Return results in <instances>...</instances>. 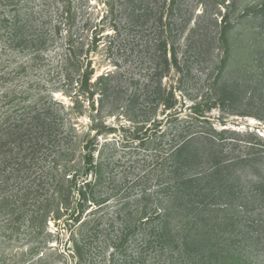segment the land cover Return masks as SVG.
Instances as JSON below:
<instances>
[{"label": "rangeland", "instance_id": "rangeland-1", "mask_svg": "<svg viewBox=\"0 0 264 264\" xmlns=\"http://www.w3.org/2000/svg\"><path fill=\"white\" fill-rule=\"evenodd\" d=\"M111 7L114 14H107ZM133 10L139 27L130 22ZM104 22L120 27L119 35L106 28L111 34L99 45L117 46L113 54L122 70L114 81L120 93L111 90L102 107L99 91L79 78L77 64L67 56L71 34L73 51L82 40L88 47L95 26ZM0 42L4 57L25 63L17 78L38 98L37 104L30 97L0 101V180L13 184L18 170L26 171L19 166L24 151L16 147L14 133L19 118L30 121L33 106L43 111V119L56 117L64 127L78 117L82 125L91 126L92 118L116 128L100 136L96 148L106 162L105 181L90 194L110 201L90 217L97 235L88 254L94 264H126L136 250L144 254L142 264H264V0H0ZM101 46L91 56V82L115 70ZM150 62L158 67L149 77ZM79 67L81 74L87 69ZM3 89L1 84L0 93ZM158 96L165 101L145 102ZM112 97L120 98L115 109ZM165 102H175L184 115L137 147L131 140L145 131L140 123L145 111L159 119L175 111H164ZM82 132L84 140L90 131ZM180 142L172 155L181 163L176 174L155 169L158 150ZM23 145L28 146L26 138ZM43 156L37 161L41 167L53 159L50 153L46 161ZM143 204L160 206L161 215L139 228L131 225L123 257L113 260L108 235H116ZM49 230L52 234L40 235L46 247L71 243L73 229L63 221H51ZM11 235L7 231L0 238V254L23 244ZM150 238L155 245L142 248Z\"/></svg>", "mask_w": 264, "mask_h": 264}, {"label": "trees", "instance_id": "trees-1", "mask_svg": "<svg viewBox=\"0 0 264 264\" xmlns=\"http://www.w3.org/2000/svg\"><path fill=\"white\" fill-rule=\"evenodd\" d=\"M104 3L107 2L105 1ZM134 13L135 10L131 13L130 22L133 24L137 21L138 23L135 25L139 27V15H134ZM107 14H114V8L111 7L110 10H107ZM107 14L102 17V21L106 20ZM158 18L160 20L161 16ZM91 26L93 27V25ZM95 27L92 44L88 47L82 40V42L78 43L76 50L73 51L74 35H70L68 44L70 45L69 51L71 54L69 53L70 57L67 56V59H74L78 66L79 78H83L90 85H94L95 90L99 91V96L101 97V100H99L101 102L99 103L103 107L104 101L110 99L111 90L114 91L115 95L120 93L118 91L120 85L118 86V82L114 83L115 80H118L117 76L121 77L119 70H122L120 60L115 58L113 54V49L117 46L112 41L102 44L106 59L115 66V70L110 69L102 73L98 76L96 82H91L94 76V59L92 57L96 56L94 53L101 46L99 41L102 40L103 36L109 37L111 34V32L105 34V29L111 28L110 30L115 31V34L119 35L120 27L117 22H104ZM38 37L37 42L41 43L38 44L40 45L38 49H42L43 42ZM72 51L77 56H72ZM0 54H2L0 56V86L3 84L4 87V91L0 93V101L1 99H14L17 101V99H22L20 97L24 99L30 97V102L37 104L38 98L36 94H30L31 90L26 86V81L17 78L25 63L4 57L7 54L4 52V46H2L1 42ZM168 63L169 60L166 59L162 65L168 66ZM83 64L87 65V69L81 74L82 70L79 66H83ZM148 65L150 66V77V74L157 70L158 65L156 62H150ZM88 68H91V70H88ZM162 97L158 96V98L153 97L152 99L150 97L145 102L156 103L157 101V103H162L165 101ZM111 99L110 103L115 109L117 104L120 103V98L112 97ZM165 103L164 111L170 109H175V111L173 113H171L172 111L169 112L162 119L148 111L142 114L140 123L144 126L145 131L138 132L131 140L137 147L144 145L154 135L164 134L165 126L169 124L168 121L170 119L184 115L183 110L175 108V102ZM93 106L95 105L93 104ZM15 107L20 108V102ZM42 112L37 108L34 109L33 106L28 112L30 121L26 124L23 118H19V124H15V145H17L18 149L24 151V162L18 164L22 168L25 167L26 171L18 170L21 174H15L16 181L13 184H10L9 181L0 180V238L5 237L7 231H11L12 235L10 238H14L13 240L15 241L22 240L23 244L17 246L14 250L12 249L11 252L1 253L0 264H69L70 262L74 264H94L88 254L90 253L89 246L97 235L89 226L90 217L92 214L96 215L110 201L107 195L102 198L92 195L93 186L105 181L106 162L101 155V151L99 152L96 148L101 145L100 136L109 135L116 128L113 126L108 127L107 125L99 126V122H93L95 119L93 120L92 118L90 119L91 126L82 125L78 117L72 118V121L64 127L57 123L59 121L56 117L43 119L45 116L43 117ZM25 124L28 127H24L23 125ZM85 128H88L90 132H88L84 140H81V137L83 138L82 131ZM94 129H97V134L92 136V130ZM24 138H26L28 143L26 148L23 145ZM45 142L49 147L44 145ZM182 144L183 142L168 144L166 151L165 149L158 150L161 154H156V157L152 160L154 162L153 167L160 170L162 174L167 170L176 174L175 169L177 170L181 163L178 160L174 162L172 155ZM49 153L53 157L51 162L46 166H39L37 161L40 156L44 155L41 160L46 161V156ZM28 158L30 167L27 165ZM151 206L150 204L140 205L136 214L134 212V215H132V222L129 219L130 216H128L124 226L118 229L116 235L111 236L109 234L108 236L110 237L106 236L110 238L109 242H105L107 248H113L111 253L113 260L119 254L123 257L124 254L121 251L129 239V235L126 232L131 231V225L139 228L161 215L162 208L158 204V210L157 207L150 208ZM115 213L117 219L123 216V212L120 209ZM51 221H55V225H59L63 221L73 229L71 243L66 244L62 249L57 246L46 247L44 241L41 240L42 237L40 235L43 232L52 234V231L49 230ZM93 222H97V220ZM84 227H87V229H85L84 234L81 233L83 238L81 240L76 239L75 236L80 233L78 230ZM153 245H155V241L151 238L142 241V248H146V250ZM102 247L104 248V244ZM134 253L136 255L135 259L133 261L125 260L126 264L128 262L131 264H142L145 259L144 254H141L140 250H136Z\"/></svg>", "mask_w": 264, "mask_h": 264}]
</instances>
